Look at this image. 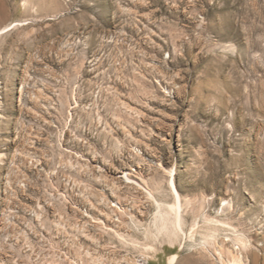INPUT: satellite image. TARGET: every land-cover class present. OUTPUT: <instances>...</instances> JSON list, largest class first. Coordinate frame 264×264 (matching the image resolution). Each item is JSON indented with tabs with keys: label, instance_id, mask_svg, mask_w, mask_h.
Returning <instances> with one entry per match:
<instances>
[{
	"label": "rangeland",
	"instance_id": "rangeland-1",
	"mask_svg": "<svg viewBox=\"0 0 264 264\" xmlns=\"http://www.w3.org/2000/svg\"><path fill=\"white\" fill-rule=\"evenodd\" d=\"M172 255L264 264V0H0V264Z\"/></svg>",
	"mask_w": 264,
	"mask_h": 264
},
{
	"label": "bare ground",
	"instance_id": "bare-ground-1",
	"mask_svg": "<svg viewBox=\"0 0 264 264\" xmlns=\"http://www.w3.org/2000/svg\"><path fill=\"white\" fill-rule=\"evenodd\" d=\"M126 170H123L122 172H121V174H122V177H124L125 176V178L127 179V180H131L129 177H128V175H130V174H128L127 172H125ZM171 171V170H170ZM169 172V171H168ZM170 173V175L172 174V172H169ZM169 185H170V192H171V194H172V196H173V198H174V203H173V205L171 206V205H169L168 206V208L170 207V208H174V211L175 212H177L178 213V215H177V227L179 228V230H182L181 229V227H180V225H181V219H180V217H179V212H180V202H181V197H180V194H179V192L177 191V189H176V186H175V184H174V180H173V177H172V175H171V178H170V182H169ZM160 206V205H159ZM159 213V212H158ZM176 224V223H175ZM182 226V225H181ZM147 250H152V252H154V249H152V247L150 248V247H147L146 248ZM175 259H176V255H172V256H170L169 258H168V264H174V261H175ZM232 264H236V260H234L233 259V263Z\"/></svg>",
	"mask_w": 264,
	"mask_h": 264
},
{
	"label": "built area",
	"instance_id": "built-area-1",
	"mask_svg": "<svg viewBox=\"0 0 264 264\" xmlns=\"http://www.w3.org/2000/svg\"><path fill=\"white\" fill-rule=\"evenodd\" d=\"M145 264H148V262H146Z\"/></svg>",
	"mask_w": 264,
	"mask_h": 264
}]
</instances>
